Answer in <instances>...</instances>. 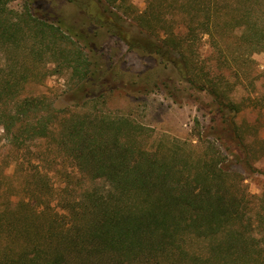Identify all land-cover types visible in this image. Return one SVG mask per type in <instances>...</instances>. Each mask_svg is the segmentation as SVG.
Returning <instances> with one entry per match:
<instances>
[{"label": "trees", "instance_id": "trees-1", "mask_svg": "<svg viewBox=\"0 0 264 264\" xmlns=\"http://www.w3.org/2000/svg\"><path fill=\"white\" fill-rule=\"evenodd\" d=\"M11 1L0 0V49L18 51L22 58L10 55L3 74L6 63L0 54L4 136L18 151H30L32 140L50 138L94 182L57 189L38 166L25 169L18 162L16 177L0 169V264H264V199L247 213L254 202L238 193L234 174L213 145L194 156L179 150L189 145L186 141L173 139L169 152L151 151L136 143L127 116H67L47 96L24 94L22 83L55 73L48 65L59 64L58 57L82 75L85 85L74 90L78 97L97 99L122 83L118 71L102 73L84 54V48H93L73 21L40 14L37 0H25L24 12L8 9ZM69 1L88 20L95 15L92 3L104 2V14L94 17L104 20L107 31L209 94L226 129L234 133L230 139L241 142L229 111L237 113L240 106L226 101L209 78L199 82L191 76L195 62L188 54L205 34L223 51L229 45L223 29L237 35L239 29L241 57L244 64L252 63L253 51L264 50V0H249L238 16L227 0H173L182 8L191 6L184 36L172 18H161L164 0H148L139 16H131L123 0ZM130 17L137 18L144 35L127 34ZM158 28L166 33L159 42L152 38ZM108 79L117 84L109 85ZM162 83L175 98L172 76H164Z\"/></svg>", "mask_w": 264, "mask_h": 264}, {"label": "rangeland", "instance_id": "rangeland-1", "mask_svg": "<svg viewBox=\"0 0 264 264\" xmlns=\"http://www.w3.org/2000/svg\"><path fill=\"white\" fill-rule=\"evenodd\" d=\"M123 2L129 13L133 11L131 16L141 15L148 4V0ZM248 2L249 0H227L230 11L234 10L237 16ZM92 5L95 15L104 14V2ZM34 7L40 14L52 12L53 17L73 21L87 36L93 48H84V54H88L98 71L105 74L118 71V82L122 83V87L97 99L78 97L74 90L79 84L85 85L82 75L79 71H73L64 58L58 57L59 64L50 62L48 65L50 69H56L55 73L39 81L29 80L22 83L25 95L47 96L52 106L64 110L61 112L67 116L79 113L127 116L136 129V143L151 151L169 152L173 139L186 141L189 145H184V148L179 150L183 153L192 152L194 156L204 154L208 146L213 145L214 150L222 152L228 169L234 174L232 182L238 187V193L245 194L247 199L254 202L247 208V213L257 209L255 202L260 198L264 199V50L255 49L252 54L253 62L244 64L241 57L244 44L240 47V30H235L237 35L223 29L229 43L223 51L212 45L209 36L205 34L194 45L191 54H188L190 61L196 65H192L191 76L199 82L209 78L217 84L226 101L240 106L237 113L229 110L235 114L238 124L241 141L238 142L230 139L234 133L226 129L228 127L222 122L218 103L209 94L196 86L193 87L186 78L180 79L174 74L172 67L163 68L156 56L130 50L124 40L107 31L103 19L97 20L94 15L89 21L84 17V11L69 0H37ZM7 8L24 12L25 0H12L7 4ZM160 8L164 11L161 18H172L176 26H181L179 29L184 36L182 25L185 18L192 16V13L189 14L191 6L182 8L173 0H164ZM127 20L124 27L127 28L129 36L137 38L134 34L144 35L138 26L137 18L130 17ZM156 31L158 33L152 38L157 42L166 37L163 29L158 28ZM140 40L148 38L141 37ZM17 52L12 49H0L1 57H5L3 62L6 63L1 73L5 74L9 70L7 64L10 55L14 54L13 58H22L18 57ZM231 54L237 58L231 60ZM34 64H28L29 68ZM17 66L20 67L19 64ZM169 74L177 86V89L172 90L175 92V98L162 83L164 76L166 78ZM116 82L108 79L109 85H115ZM29 145L30 151H18L4 136V129L0 125V165L3 167L0 169L4 170L5 174L16 177L18 162H22L21 166L25 169L30 165L38 166L40 171L47 174L49 183L57 189L66 183L79 189L81 183L94 182L83 175L75 163L57 149L55 142L50 138L35 139Z\"/></svg>", "mask_w": 264, "mask_h": 264}]
</instances>
